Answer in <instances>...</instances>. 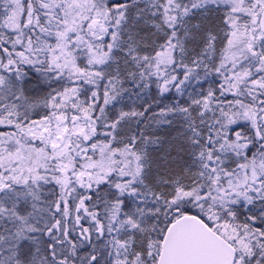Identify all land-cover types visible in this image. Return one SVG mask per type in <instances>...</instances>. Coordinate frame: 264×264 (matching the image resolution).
Returning <instances> with one entry per match:
<instances>
[{
  "label": "snow or ice",
  "instance_id": "obj_1",
  "mask_svg": "<svg viewBox=\"0 0 264 264\" xmlns=\"http://www.w3.org/2000/svg\"><path fill=\"white\" fill-rule=\"evenodd\" d=\"M0 264H264V0H0Z\"/></svg>",
  "mask_w": 264,
  "mask_h": 264
}]
</instances>
